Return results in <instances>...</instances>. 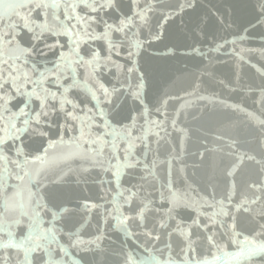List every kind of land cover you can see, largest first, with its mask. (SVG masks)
I'll use <instances>...</instances> for the list:
<instances>
[{"label": "snow or ice", "instance_id": "1", "mask_svg": "<svg viewBox=\"0 0 264 264\" xmlns=\"http://www.w3.org/2000/svg\"><path fill=\"white\" fill-rule=\"evenodd\" d=\"M170 31L185 42L164 44ZM257 31L264 42V0H0V264H264V67L242 55L264 59V47L233 48L237 69L259 73L247 86L259 112L198 94L212 54ZM157 43L198 66L183 97L167 83L150 95ZM190 98L257 130L255 149L220 132V147L195 154L222 153L224 182L209 177L203 191L173 180L175 163L186 168ZM172 133L179 155L149 163ZM246 161L255 174L238 182Z\"/></svg>", "mask_w": 264, "mask_h": 264}, {"label": "water", "instance_id": "2", "mask_svg": "<svg viewBox=\"0 0 264 264\" xmlns=\"http://www.w3.org/2000/svg\"><path fill=\"white\" fill-rule=\"evenodd\" d=\"M207 0H201V3H206ZM249 4L252 0H247ZM211 3L219 5L221 0H211ZM251 13V8L248 9V14ZM259 31V30H258ZM256 33H252L250 38L244 42L238 43L233 46L232 44L226 45L219 53H213V63L210 71L214 72V78H203L199 95L210 96L216 95L217 99H225L229 103H243L249 110L259 112L260 104L259 94H252L247 91V86H257L261 83L259 73L256 72L250 64L242 62L243 66L237 69V57L235 52H239L241 48L244 49H260L264 47V42L261 41L260 36ZM230 41L232 36H227ZM184 38L175 31H170L164 44L171 47L174 44L184 43ZM223 43V40L219 41ZM164 44L157 43L154 49V58L149 61L154 73L153 83L154 87L152 94H156L167 83V87L171 95L183 97L184 91H192L196 85V81L192 80L190 73H196L199 75L198 66L194 61L184 58L180 55L184 49H179L175 56H171L167 53V49ZM206 51V48L204 49ZM245 57V61L251 60L252 64H256L257 67H264V59L260 57L258 51L242 53ZM207 64V61H204ZM239 71V82H237V72ZM223 80L228 87H225L220 83ZM235 89V91H233ZM193 99L194 98H190ZM182 102V101H181ZM178 103L171 104L169 107L170 112H174V109L178 107ZM191 115L184 119L181 116L182 126L190 128V137L185 141L184 153L181 156L184 165H186L185 172L180 174L178 169L179 163H175L173 167V180L176 182L178 188H185L187 184H191L193 188L203 191L208 183L209 177H214L221 185L224 182V164H221L222 153L209 152L206 158L201 161L197 154L203 150L204 147L213 148L214 146L220 147L215 143V136L220 132L226 135L238 138L241 143V150L255 149L257 136V130L246 120L243 113L234 112L231 109H224L218 104L214 105L209 101H196L194 100L193 107L188 109ZM195 117V119H193ZM169 132L172 129L169 127ZM155 139L154 137L152 138ZM206 141V143H203ZM173 147L176 149V153L179 155V139L176 133H172L171 137L166 138V141H162L159 149V153L153 151L148 154L147 161L152 162L153 159L167 160L169 153ZM153 149L155 144L153 143ZM256 165L250 162H245L239 169L237 174V181L242 179H248L255 174ZM157 172L162 178H167V164L161 166L157 164ZM187 177V183L184 177ZM132 183L137 181L133 179ZM166 207V205H165ZM187 210H185L186 212ZM184 213H182L183 215ZM240 230V229H238ZM120 240H123V234H118ZM242 238V237H241ZM117 236H113V240H116ZM129 245H133L132 241L128 242ZM201 254H205L203 249ZM114 259V258H111Z\"/></svg>", "mask_w": 264, "mask_h": 264}]
</instances>
